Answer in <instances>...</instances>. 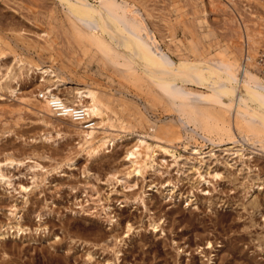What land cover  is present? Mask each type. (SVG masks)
Here are the masks:
<instances>
[{"label": "rangeland", "instance_id": "obj_1", "mask_svg": "<svg viewBox=\"0 0 264 264\" xmlns=\"http://www.w3.org/2000/svg\"><path fill=\"white\" fill-rule=\"evenodd\" d=\"M44 1L47 0H0V42L5 50L0 46L8 53L1 59L4 74L15 56L20 55L30 64L44 60L48 66L62 67L65 75L73 80L82 77L100 89L123 92L137 101L142 111L147 110L148 116L159 122L161 133L157 134L164 140L145 136L155 145H172L183 158L189 156L185 145L204 152L216 144H222V149L245 147L246 159L229 157L227 152L225 155L218 150L216 157L206 158L212 170L210 174H203L202 179L183 166V158L178 166L173 157L165 156L157 146L159 165L144 177L134 178L138 184L129 188L121 179V175L131 169L125 160L126 150L134 143L133 136L149 132L145 119L142 118V126L138 125L137 119L141 117L134 113L132 104L122 101V104L117 101L118 104H110L112 120L101 131H107L116 139L122 138L115 140L114 149L105 148L94 158L80 149L79 136L71 132L69 123L53 116L48 117L47 123L42 113L20 103L18 97L25 90L35 92L37 86L36 73L30 72L28 76L25 71L20 84H13L21 87L17 97L9 90H0V108L6 109L0 112V157L9 154L23 162L26 160L20 168L8 171V175L13 176L14 188L0 184V232L10 231L8 238H0V251L3 250L0 264H264V128H243L239 120L234 127L237 138L240 140L244 135L252 142L240 143V140L237 144H229L234 140L233 131L219 134L217 120L209 121L210 118L202 120L201 128H195L193 123L188 126L212 142L185 130L170 104H165L157 94L148 95L146 88L134 78H124L117 66L100 58L101 52L86 46L87 41L75 33L60 6H50L55 9L52 12L51 0L50 3ZM130 1L174 57L180 56L179 49L194 60L214 56L216 52L217 59L224 58L223 49L235 53L234 56H243L248 46L256 66L253 71L264 77V0ZM89 2L94 3V0ZM20 29L28 35L22 40L18 36ZM14 39L21 45L34 44L37 49L22 53L13 45ZM31 77L34 78L31 80ZM38 91L39 88L35 93ZM20 104L25 108L13 113L21 108ZM131 113L133 115H129ZM229 120L232 123L231 117ZM128 122L136 128L131 129ZM260 139H263L261 144L257 142ZM28 157L41 164L36 172L43 175L37 186L32 185L30 176L26 177ZM70 157L74 161L72 165L67 163ZM161 158L165 160L162 162ZM64 159L66 161H62ZM113 172L117 175L112 176ZM257 176L262 178L258 180ZM148 181L157 188L151 190ZM167 184L175 186L173 197L164 196L171 188L166 187ZM20 185H30L33 189L25 193ZM139 194L148 201L147 210L141 199L135 201ZM188 198L192 201L187 202ZM254 199L258 206L250 204ZM148 216L160 222L165 231L162 233L159 227L157 232H152ZM141 219L145 221L143 225ZM128 220L134 224V229L125 236ZM17 225L22 228L21 235H16ZM207 243L212 247L207 249ZM117 250L121 251L120 260H116L114 254ZM89 252L94 254L91 260L87 256Z\"/></svg>", "mask_w": 264, "mask_h": 264}, {"label": "bare ground", "instance_id": "obj_2", "mask_svg": "<svg viewBox=\"0 0 264 264\" xmlns=\"http://www.w3.org/2000/svg\"><path fill=\"white\" fill-rule=\"evenodd\" d=\"M47 1L49 2L50 0ZM47 1H44L43 3H47ZM51 2L52 3L49 2L51 4H49V8L50 6L53 8L60 6L62 8L64 16L67 17V20H69L75 33H77L82 40L84 39L85 42L87 41L86 46L95 49L99 53L101 52L103 56H100V58L104 57L107 61L112 63L111 65L114 64L115 67L117 66L119 72L122 76H124V78L132 77L141 82L140 85L146 88L145 91L148 95L151 92L157 94L165 104H170L176 113H178V122L185 128V130L191 131L198 137L212 142L211 139L205 137L202 133L195 130V128L202 127V120L208 121L209 118V121L217 120L219 122L220 120L219 123L217 121L215 122L217 123L216 131L222 135L233 131V134L231 135L234 140H231V142L228 143L237 144L240 140V143L244 141L245 143L246 141L252 142V139L244 135L241 136L240 140L237 138V134L234 132V127H236V125L238 126L239 120L242 122L241 124L243 125H240L243 126V128L254 129L258 126L264 128V77L257 75L253 71L256 66L252 63L253 58L250 54L251 50L249 51L248 46L244 50L243 56H239L238 54L234 56L235 53H228V49H223L224 58L217 59L215 55L216 53L218 54V52H216L214 56H206L205 58H199L198 60L188 57V54H184L183 51L181 52V50H178L177 48L176 50L180 52V56H178L179 58L175 56V58L167 49H165L166 47L164 48L162 46L161 42L156 38L150 29V26L143 14L135 5L131 4L130 0H94V3H90L89 0H51ZM53 10L55 11V9ZM147 12L146 14H149ZM154 29L157 30V28ZM161 31L162 30H160V33ZM25 32L26 31H24V29H20L18 32V36L20 37L19 39L22 40V38H26L28 36ZM163 38L164 37H162V39ZM170 38L171 37H169V39ZM177 39L176 43H178ZM23 41L25 42L26 39ZM18 42L15 41V44L13 45L19 48L22 53L37 49V46L34 44L32 45L30 43V45L28 43V45L26 43L27 45H25L21 42L23 44L21 45ZM170 43L171 42H169V44ZM2 45L3 44H1V46ZM177 45L180 46L179 44ZM38 46L40 47V45ZM2 47L5 50V47ZM2 47L0 48V90H9V93L12 96H15L16 94L17 97V92L21 90V87H15L13 84L16 83L17 86L20 84V79L24 75L25 71L28 76L30 72L31 74L36 73L37 86L35 92L37 91V88H39L38 93L36 94L34 90H25L21 96L18 97L21 101L20 103L30 106V108L34 109L38 112V114L42 113L44 118L43 121L45 120V122L48 121V117L53 116L60 121L69 123L71 132L74 133V135L79 136L78 138L80 141L78 144L80 145V149H82V151H86L87 155L91 157L97 158L101 155L100 153L102 150L110 148V146L114 149L115 146H117L115 145V140H120L122 138L119 136L116 139V136L112 137L110 134H107V131H101V129H103L107 123L112 120V117L109 115L110 104L114 102L115 105L116 101L120 103L122 101L124 103L132 104V107L135 109L134 113L141 117L139 120L137 119L138 125L142 126V121L145 119L149 124V132L145 133L146 135L144 136H133L134 143L126 150L125 160L130 163L129 168L131 169L121 175V179L129 184L127 187L135 188L138 181L134 178L144 177L149 170H155L156 166L159 165V163L156 162L157 146L161 148L160 151L163 152L165 156L173 157L174 164L178 166L180 165L179 161L183 158V156H178L176 154L177 151L172 145L165 147L155 145L146 139L147 136L159 139L161 138L157 134L160 130L159 122L158 120L150 118L147 110L145 109L146 113L142 111L138 102L129 99L126 95H124L125 93L119 91L113 92L110 89L108 91L100 89V87L94 86L93 83L84 81L82 77L79 78L80 80H73L71 77L65 75L66 73L62 67L48 66L47 62L44 60H41L39 64H37L38 62L36 64H30L19 54V56H15L13 63H10V65L6 68V73L4 74L1 70V59L6 57L5 55L8 53H6ZM167 48L171 49L168 45ZM33 78L34 77H31V80ZM1 100L2 99H0V101ZM21 104L19 105L21 108L12 112L18 113L22 111L25 107L22 108ZM3 107L4 106H1L0 112H5L6 109ZM129 115H133V113ZM230 117L232 118V123L229 120ZM20 118L21 117H19L17 121L20 120ZM129 123L130 122H128V124ZM190 123L194 124V129H189L188 124ZM129 126L131 129L136 128V125L133 126L132 123L129 124ZM159 132L161 133V131ZM235 137L237 139H235ZM257 139H259V137ZM260 140L261 141H257L258 143L260 142L259 144L262 143L263 139ZM221 146L222 144H216L214 147L210 148L209 151L204 152L197 147L191 148L185 145L184 148L189 152V156L182 159L184 164L183 166L185 168L188 167L187 169L191 172L198 173L200 178L204 179V176L210 174V171L212 170V166L208 164V160L206 161V158L216 157V152H219L218 150H221V154L225 153V155L227 152L229 157L237 156L240 160H243L244 158L246 159L243 152L245 147L240 149L232 146L222 149ZM242 146H244L243 143ZM5 147L9 149L8 146ZM217 147H221V149H216ZM253 153L256 152H252V154ZM205 154H207V156H205ZM5 156V158L0 157V184H5L14 188L12 180L13 176L11 177L8 174L12 169H17L24 165L26 160L23 162L22 160L15 159L9 154H6ZM70 158L67 160V163L72 165L74 161ZM28 160L29 165H27L26 168L29 174L26 175V177L30 176L29 179L31 180L32 185L37 186L39 178L42 179V177H40L42 173H37L36 170L41 167V164L34 161L33 157H28ZM164 160V158H161L162 162ZM62 161L66 160L64 159ZM243 165L246 166L244 161ZM178 171H181V169H178ZM116 175L117 173L115 172L112 176ZM131 178L132 180H130ZM261 178L262 177L257 176L258 180ZM118 179L119 178H117V180ZM170 184L166 185V187L171 188H166L168 191L166 195H164L165 198L168 197V195L173 197L175 194V186ZM147 186L152 188L151 190L157 188L152 181H148ZM19 188L25 193H29L33 189L30 185H20ZM137 199H141L142 204L147 210L148 201L145 200L144 195L142 196V194H139V196L135 198V201ZM188 201H192V198H188L187 202ZM250 204L258 206V202L255 199ZM11 214H14V211H11ZM171 214L174 215L173 212H171ZM14 220L16 221V219ZM18 220L19 219L17 218V221ZM113 221L114 220L111 219V222ZM144 223L145 221L141 219L140 224L143 225ZM125 225L126 231L124 230L125 233L123 234L128 236V233L134 229V224L128 220ZM148 227L152 232H157L159 227L161 232L165 231L164 228H162V224L160 222H156L152 217H149ZM12 228L13 226L10 227V229ZM16 228V235H21L23 233L21 232L22 228L18 227V225ZM9 232V230L4 233L0 232V238L3 240L8 238L10 235ZM174 243L177 244L175 241ZM207 245V249L212 247L211 243H207ZM120 250H117L114 253L116 255V260L121 259ZM178 251L180 252V248ZM87 256L90 258L89 260L94 258V254L91 252H89Z\"/></svg>", "mask_w": 264, "mask_h": 264}]
</instances>
